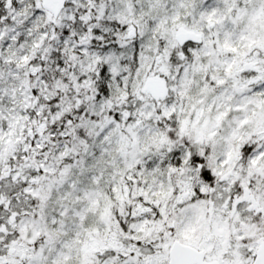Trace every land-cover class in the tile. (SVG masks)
Wrapping results in <instances>:
<instances>
[{
	"label": "snow or ice",
	"instance_id": "obj_1",
	"mask_svg": "<svg viewBox=\"0 0 264 264\" xmlns=\"http://www.w3.org/2000/svg\"><path fill=\"white\" fill-rule=\"evenodd\" d=\"M0 264H264V0H0Z\"/></svg>",
	"mask_w": 264,
	"mask_h": 264
}]
</instances>
